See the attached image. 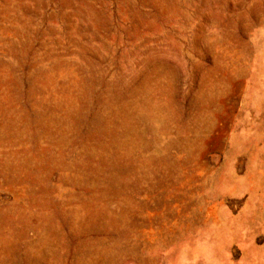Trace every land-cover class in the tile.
<instances>
[{
	"label": "rangeland",
	"instance_id": "obj_1",
	"mask_svg": "<svg viewBox=\"0 0 264 264\" xmlns=\"http://www.w3.org/2000/svg\"><path fill=\"white\" fill-rule=\"evenodd\" d=\"M0 264H264V0H0Z\"/></svg>",
	"mask_w": 264,
	"mask_h": 264
}]
</instances>
